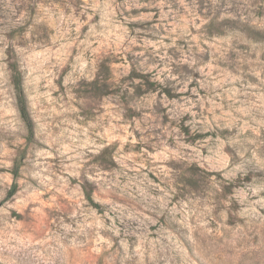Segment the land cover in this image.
<instances>
[{
	"label": "rangeland",
	"instance_id": "obj_1",
	"mask_svg": "<svg viewBox=\"0 0 264 264\" xmlns=\"http://www.w3.org/2000/svg\"><path fill=\"white\" fill-rule=\"evenodd\" d=\"M0 264H264V0H0Z\"/></svg>",
	"mask_w": 264,
	"mask_h": 264
},
{
	"label": "trees",
	"instance_id": "obj_2",
	"mask_svg": "<svg viewBox=\"0 0 264 264\" xmlns=\"http://www.w3.org/2000/svg\"><path fill=\"white\" fill-rule=\"evenodd\" d=\"M14 69V74L12 76V83L14 86V91H15V96H16V101H17V107H18V111L20 114V117L22 119V121L24 122V125L27 129L28 132V136L27 139L29 142H32L34 139V122L31 118L29 109H28V103H27V99H26V95L23 89V85H22V76L20 74V72L16 69V67L13 68ZM18 169V167H16V170ZM16 177V174H15ZM18 192V186L15 183L11 190L8 192V197H13L16 195V193ZM88 200L93 203V205H95V207H100L98 204H94L92 198L90 196H88Z\"/></svg>",
	"mask_w": 264,
	"mask_h": 264
}]
</instances>
